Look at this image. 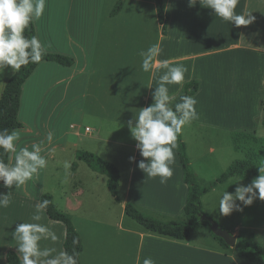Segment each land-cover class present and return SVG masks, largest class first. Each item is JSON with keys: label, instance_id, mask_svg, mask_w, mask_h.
I'll use <instances>...</instances> for the list:
<instances>
[{"label": "crops", "instance_id": "1", "mask_svg": "<svg viewBox=\"0 0 264 264\" xmlns=\"http://www.w3.org/2000/svg\"><path fill=\"white\" fill-rule=\"evenodd\" d=\"M163 1L169 15L166 35L162 34L153 0H125L114 17L110 14L117 0H48L44 16L34 22L35 35L42 43L50 45L47 54L70 57L74 64L63 67L44 61L26 80L18 115L23 125L19 131L24 133L21 140L29 135L22 121L29 113H37L33 118L27 117L29 122L44 119L50 129L59 119L54 118L52 110L41 118L39 109L34 110L36 106L31 104L30 97H34L38 89L53 82L54 89L60 88L61 92H80L77 110L65 111V117L70 116L72 139L81 137L85 146L81 151L114 164L120 173V183L124 182L120 215L116 220L72 213L73 209L64 212L71 217L82 240L80 264H143L146 257L154 259L156 264H250L223 251L211 234L209 237L216 246L199 247L190 243V237L186 241H176L125 222L126 218L130 219L124 214L125 203L162 221L180 218L188 193L177 149L174 150L173 176L166 185L160 184L159 177L147 178L137 167V162L143 158L135 148L136 141L126 122L139 108L145 107L147 100H152L157 86L156 79L140 69L139 52L159 43L163 51L158 60L183 64L189 69L182 86L169 85L170 94L177 97L186 83L198 84L193 96L198 101L199 119L185 126L181 133L186 147V128H189V135L192 129L199 136L203 131L232 135L253 131L262 120L259 104L264 93V0H240L236 13L252 12L256 19L253 24L239 28L210 14L212 10L200 4L188 7V0ZM14 74L6 71L0 76V97ZM160 74L162 70L157 76ZM81 117L95 120L94 128H82ZM75 118L77 123L73 125L70 120ZM108 124L119 130L115 133L118 140L105 138ZM36 125L31 127L36 128ZM66 141L68 137L63 139L64 143ZM108 145L119 147V150L113 151ZM124 148L132 152L128 154ZM210 153L214 150L210 149ZM75 157L78 159V152ZM129 157L135 159L130 162ZM235 178L245 179L234 176L223 185ZM73 203L70 201L69 208H82L85 202L74 199ZM44 214L46 218L42 216L39 223L50 227L59 239L55 243L42 240L41 247L64 251V225ZM30 218L16 219L13 225L32 222ZM262 228L264 246V226ZM239 231L235 226L231 235L241 236ZM10 241L8 247L0 249V255L6 256L8 251H13L21 260L12 233ZM0 264H7L6 259L0 260Z\"/></svg>", "mask_w": 264, "mask_h": 264}, {"label": "clouds", "instance_id": "2", "mask_svg": "<svg viewBox=\"0 0 264 264\" xmlns=\"http://www.w3.org/2000/svg\"><path fill=\"white\" fill-rule=\"evenodd\" d=\"M48 0H0V76L5 72L12 74L27 68L30 64H39L47 55L46 45L38 36H27L31 25L39 21L45 13ZM240 0H188V7L200 4L211 9L210 14L236 28L247 27L255 22L252 12L237 14L236 8ZM163 49L159 43L151 45L147 50L139 52L142 58L140 69L150 73L157 81L152 92V103L139 108L126 122L132 139L136 141L135 148L143 158L137 162V167L149 179L159 177V182L166 185L173 176V167L178 148V137L185 126L199 119L196 105L197 99L192 95L177 97L170 94L169 85L182 86L189 69L183 64H170L168 60H158ZM162 74L157 76V72ZM121 126V125H120ZM53 133H47L46 140L50 144ZM21 140L19 130L0 129V186L9 189L0 193V209L8 208L12 203V189H19L28 181L38 176L39 171L47 167V160L42 155L43 141L28 147H19ZM5 154H13V163L5 162ZM134 157H129L133 161ZM71 164L64 163L65 169ZM258 176L247 185L238 184L234 192L226 189L219 196L218 210L222 216L230 215L234 210L243 211V206H251L257 199L264 201V163L258 166ZM240 180H237L238 182ZM235 182V183H236ZM233 184V183H231ZM230 185V184H229ZM240 202V204L237 203ZM50 201L41 200L35 204V212L31 216L32 222L16 224L12 232L17 241L16 252L22 264H78L79 253L73 250L57 252L54 247H41L42 240L55 243L59 237L46 224L39 223ZM77 243L76 240L73 241ZM6 256L0 255V260ZM143 264H156L151 257H146Z\"/></svg>", "mask_w": 264, "mask_h": 264}, {"label": "rangeland", "instance_id": "3", "mask_svg": "<svg viewBox=\"0 0 264 264\" xmlns=\"http://www.w3.org/2000/svg\"><path fill=\"white\" fill-rule=\"evenodd\" d=\"M264 94V93H263ZM80 92H61L60 88L54 89V83L49 82L41 90L38 89L34 97H30L31 104L35 105L34 110L39 109L40 118L44 117L49 111H53L54 118H59L55 123L54 128L50 129V126L46 127L44 119H39L29 122L27 117L37 113H29L28 116L23 117L22 121L25 125V129L29 132L28 136L18 142L19 147H28L31 150V144L34 142L43 141L41 145L43 151L42 155L47 160V167L39 171L38 176L33 180L27 182L26 185L19 189H12V203L8 208L0 209V249L4 246L8 247L7 243H10V234L13 232L15 226L13 223L16 219L30 218L35 212V204L40 201L41 196L48 194L52 196L53 203L57 205L58 209L63 212H69L73 209L74 212L80 215H90L95 218L105 219L110 218L116 220L120 215V202L115 201L107 187V177L105 175L92 171L89 166L84 162H78L76 153L84 149L83 143H81V137L72 139L73 130L69 129V118L65 117V111L75 109L80 105ZM42 115V116H41ZM25 118V119H24ZM82 128L89 127L94 128L95 120L81 117ZM72 121V122H71ZM74 125L75 120H70ZM258 125L253 131L257 139L260 140V145L264 143V130L261 122H257ZM37 124L36 128L31 127ZM105 126V138L118 140L115 135L119 133V130H115L113 125ZM52 132L53 140L49 144L46 140L48 132ZM189 128L185 130V136L187 139L186 153L190 164V167L195 175L196 183L200 187L209 185L213 180L223 174L232 164L236 162L248 161L251 153L248 139L243 138L242 132H235L232 135L226 133L216 132H201V136L198 133L195 134V130H191V135L188 134ZM71 132V134H70ZM200 133V132H199ZM83 136V131H81ZM24 133H21V136ZM94 137L96 133L93 132ZM68 137V141L65 143L63 139ZM237 141V142H236ZM27 142V144H26ZM48 144V145H44ZM52 144V146H50ZM258 145L255 148L256 154L259 159L257 161L251 160L254 164L251 166L250 172L247 174L244 180L235 178L225 185H218L212 193L201 199L203 212L214 220L220 228L232 234L235 226H238L241 236H247L250 233L256 234V241L262 244V223L261 217L264 210V201L259 199L255 200L251 206H243L240 204L243 211H233L228 216H222L218 210L219 196L226 189L227 192H234L238 184L247 185L252 179L258 176V166L264 163V159L261 154V148ZM236 146L240 150H236ZM113 151H118L119 147L114 145H108ZM210 149L214 150V153H210ZM124 152L130 154L132 149H123ZM114 155V154H113ZM13 154H10V164L13 163ZM112 161H115L113 156L110 157ZM65 161L71 164L70 169L64 168ZM110 161V160H108ZM110 163V162H109ZM112 164V163H111ZM76 165V169H73ZM114 165V164H113ZM78 167V168H77ZM237 180H240L236 182ZM236 182V183H235ZM233 183V184H231ZM2 184V183H0ZM230 184V185H229ZM77 189H73V187ZM124 190V182L118 183L117 195L119 200L122 198L121 193ZM9 189L0 186V193H6ZM76 194L77 196H74ZM79 195V196H78ZM206 195V194H205ZM74 199L83 200L84 206L82 208H69L70 201L73 203ZM69 200V201H68ZM74 204V203H73ZM71 213V212H70ZM144 214L156 218L155 215L143 212ZM44 218L45 214L42 215ZM180 218L169 221H180ZM126 224L133 226H139L133 220L125 219ZM63 227V226H62ZM210 230L206 226H200L194 230L190 236V243L199 247H212L216 246L213 239L209 235ZM4 247V248H5ZM264 247V246H263ZM233 249V248H232Z\"/></svg>", "mask_w": 264, "mask_h": 264}, {"label": "trees", "instance_id": "4", "mask_svg": "<svg viewBox=\"0 0 264 264\" xmlns=\"http://www.w3.org/2000/svg\"><path fill=\"white\" fill-rule=\"evenodd\" d=\"M124 1L125 0H117L111 11V17L116 16L121 11ZM153 1L156 6L157 19L159 25L161 26L162 34L166 35L169 15L164 5V1ZM25 34L29 37H31V35H35L34 23L31 25V31L26 32ZM44 61L56 63L63 67H71L74 64V60L72 58L58 54H47L42 62ZM39 64H30L27 68H22L6 83L0 97V129L7 128L9 130H19L23 127L18 117L22 86ZM197 89L198 84L196 82L186 83L180 94L177 96L176 102H178L181 95L193 96ZM151 103L152 100H147L145 107ZM259 106L262 112L261 125L264 130V94L260 100ZM240 136L249 140L248 143L251 148L249 151V153H251L249 156L250 159L248 161L236 162L232 164L216 180L212 181L205 187H200L196 183L195 175L187 158L186 145L180 134L178 137L177 153L183 171V180L188 188L186 204L182 212L183 219L180 221H162L158 218H153L144 214L131 203H125L124 205L125 216L136 222L145 232L176 241H186L194 230L200 226H206L210 230V224L208 222L210 217L202 210L201 198L211 190L215 189L218 185L226 183L234 176L246 178L247 174L250 172L251 166L254 164L251 160L257 161L259 159L255 148L260 145L261 142L256 138L255 133L242 132V135ZM235 148L236 150H240L238 146ZM260 148L264 159V143L260 145ZM3 158L5 159V162L9 163V154H5ZM78 159L86 163L92 171L107 177V187L112 197L115 201L120 202L117 195V187L120 181V173L118 169L113 164L106 162L89 152H78ZM44 199L50 201L47 209L45 210L46 216L54 222L62 223L65 227V240L63 243L64 251L72 254L73 250H75V252L79 253L78 264H80V254L82 252L83 245L81 237L72 223L71 217L60 211L55 206L52 196L48 194L42 195L40 201ZM202 217L206 218V220L201 221L200 219ZM261 220L262 223H264V210ZM210 234L219 244L220 248L223 251L230 253L235 259L250 264H264V247L256 241L255 233H250L247 236H237L233 249L228 247L222 239L213 235L211 230ZM74 240L77 241L76 244L73 243ZM6 262L7 264H22V260H20L17 254L13 251L7 252Z\"/></svg>", "mask_w": 264, "mask_h": 264}, {"label": "water", "instance_id": "5", "mask_svg": "<svg viewBox=\"0 0 264 264\" xmlns=\"http://www.w3.org/2000/svg\"><path fill=\"white\" fill-rule=\"evenodd\" d=\"M200 220L203 221L206 220V218L202 217ZM208 222L210 224V230L212 234L222 239L228 247L234 248L236 243V237L229 234L227 231L223 230L222 228H220V226L216 222L210 219L208 220Z\"/></svg>", "mask_w": 264, "mask_h": 264}]
</instances>
